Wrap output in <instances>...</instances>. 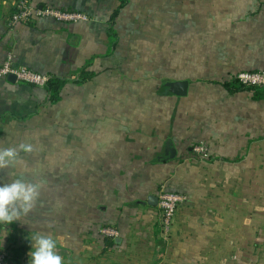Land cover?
<instances>
[{"label":"crops","instance_id":"crops-1","mask_svg":"<svg viewBox=\"0 0 264 264\" xmlns=\"http://www.w3.org/2000/svg\"><path fill=\"white\" fill-rule=\"evenodd\" d=\"M19 1L0 0V66L13 54L15 67L49 78L85 67L96 76L70 82L53 107L45 88L0 79V149L33 146L0 169V183L43 185L30 214L0 225V251L19 249L30 264L28 238L50 233L63 264H264V100L223 87L264 72V0L184 2L183 23L159 36L145 25L163 8L177 17L176 3L129 0L114 47L118 0H32L90 20L35 17L10 29ZM180 81L186 97L160 92ZM199 143L208 160L194 152ZM164 188L186 199L167 239L148 202ZM106 227L120 232L114 244Z\"/></svg>","mask_w":264,"mask_h":264},{"label":"built area","instance_id":"built-area-1","mask_svg":"<svg viewBox=\"0 0 264 264\" xmlns=\"http://www.w3.org/2000/svg\"><path fill=\"white\" fill-rule=\"evenodd\" d=\"M35 17L51 18L62 24H78L89 22L90 16L71 10H61L56 7H42L37 9L33 6L32 0H20L16 10L10 18L9 28L14 29L20 24L31 22ZM9 75H15L18 83L34 85L45 88L49 77L43 76L31 69L19 68L14 66V55L9 54L6 61L0 66V79L7 78ZM237 81L246 87L264 88V72H241L237 75ZM194 152L203 160L210 158L209 149L204 143L196 144ZM158 208L160 210V235L167 239L172 231L173 221L178 207L185 202V196L162 189L159 194ZM102 233L111 240H116L120 236L118 229L106 227ZM11 255L6 250L0 251V264H9Z\"/></svg>","mask_w":264,"mask_h":264},{"label":"clouds","instance_id":"clouds-1","mask_svg":"<svg viewBox=\"0 0 264 264\" xmlns=\"http://www.w3.org/2000/svg\"><path fill=\"white\" fill-rule=\"evenodd\" d=\"M31 144L0 149V169L13 168L21 159L20 152L31 153ZM23 177V169L19 173ZM42 183H33L26 178H15L0 183V225L19 222L33 210L41 195ZM5 237H0V246ZM31 244L30 264H63L58 241L50 233H38L28 238Z\"/></svg>","mask_w":264,"mask_h":264},{"label":"trees","instance_id":"trees-1","mask_svg":"<svg viewBox=\"0 0 264 264\" xmlns=\"http://www.w3.org/2000/svg\"><path fill=\"white\" fill-rule=\"evenodd\" d=\"M118 1H119V5L116 8V10L113 12L111 19H110L112 28L110 29L109 32H110V35L112 36V38L114 40L112 43L113 47L116 46V44H117L116 34L114 32L113 26H114L117 18L119 17L120 12L127 6L128 2H129V0H118ZM87 68L88 67H85L83 70L80 71V73L78 75L79 77L76 76L71 80L59 78V77L49 78V80L45 86V90L49 96L48 106L53 107V106H55L61 102L62 94H63L66 86L70 82H74V83L78 84V83H85V82L92 80L96 75L94 73L87 72L86 71ZM252 72H258V71H252ZM236 78H237V76H236ZM236 78L234 81L225 82L223 84V87L225 88V90L229 94L235 95V94L242 93V92H248V93L252 94L253 100H255V101L264 100V88L243 86L237 81ZM164 90L169 91V89L167 87H165V88H162L160 92L162 93ZM111 244H114L113 240H112ZM11 253H12V255H11V259L9 261V264H25L24 261L21 260V257L19 255V253H20L19 249H11Z\"/></svg>","mask_w":264,"mask_h":264},{"label":"rangeland","instance_id":"rangeland-1","mask_svg":"<svg viewBox=\"0 0 264 264\" xmlns=\"http://www.w3.org/2000/svg\"><path fill=\"white\" fill-rule=\"evenodd\" d=\"M161 2H171V4L174 2L176 3V11H175V15L177 17H173L171 16V13H169V16L170 17H167V11L168 9L167 8H163L161 9V11L164 13L162 17L160 18H156L155 19H152V21L145 25V31L147 32H150V29H152V27L154 28L153 32H154V35L156 36H159L161 34H170L171 33V21L174 22L175 20V24H179L180 23H183V20L182 18H180L184 12V8H183V3L184 2H187V1H190V0H160ZM170 11H172V6H171V9H169ZM174 14V12L172 13ZM172 19V20H171ZM176 27H178L179 29V26L177 25ZM167 34V35H168ZM151 35V34H150ZM151 37V36H150ZM235 79H233L232 81H234ZM49 126L50 128H54L55 124H54V120H52L50 123H49ZM198 156V155H197ZM199 159L203 160L200 156H198ZM204 161V160H203ZM7 251V250H6ZM8 252V251H7Z\"/></svg>","mask_w":264,"mask_h":264},{"label":"water","instance_id":"water-1","mask_svg":"<svg viewBox=\"0 0 264 264\" xmlns=\"http://www.w3.org/2000/svg\"><path fill=\"white\" fill-rule=\"evenodd\" d=\"M7 80L12 84H17V78L15 75H9L7 77ZM167 88L169 89V92L175 96L178 97H186L189 92V82L188 81H180L175 83H169L167 85ZM176 150L174 148H168L166 155L169 156V158L174 159L176 156ZM149 205L152 207H158L159 198L158 196L151 195L148 198ZM117 242V241H116Z\"/></svg>","mask_w":264,"mask_h":264}]
</instances>
